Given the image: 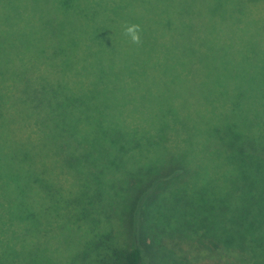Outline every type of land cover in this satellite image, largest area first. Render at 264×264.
I'll list each match as a JSON object with an SVG mask.
<instances>
[{"label": "trees", "instance_id": "1", "mask_svg": "<svg viewBox=\"0 0 264 264\" xmlns=\"http://www.w3.org/2000/svg\"><path fill=\"white\" fill-rule=\"evenodd\" d=\"M16 2L22 0H9L11 5ZM163 7L164 12L147 16L145 56L132 58L130 13L0 12V66L2 52L9 57L7 73L3 76L0 70V100H4L0 107V218L16 214L32 224L38 215L54 221L60 235L75 231V247L66 249L63 264H195L180 247L176 250L166 244L159 222L142 241L153 249L151 256L136 241L126 249L119 247L115 209L100 187H109L119 199L126 193L122 200L130 197L123 210H131V183L126 186L123 178L114 177L113 168L119 164L107 163L99 154L131 151V146H125L131 142V72L142 70L131 65V59L145 62L151 77L167 78L164 84L158 83L168 94L160 108L167 112L165 127L175 128L173 108L178 101L203 110L199 134L210 127L214 80L227 78L229 51L242 23L234 15L263 12L264 0H164ZM116 111L121 112L113 118ZM49 156L71 174L84 173L85 188L72 202L55 197L50 190L38 192L39 184L46 186L44 161ZM183 168L151 175L145 191L137 189L132 234L137 236L138 217L150 206L156 220L166 218L187 229L190 233L185 237L195 239L198 247L214 257L210 223L167 206V197L160 201ZM141 177L137 186L144 184ZM34 193L39 197L36 207ZM32 228L27 226V238ZM32 247L18 264L45 263ZM22 248V244L11 246L13 251ZM215 257V264L223 263L222 255ZM231 259L229 264H236L235 253Z\"/></svg>", "mask_w": 264, "mask_h": 264}, {"label": "rangeland", "instance_id": "2", "mask_svg": "<svg viewBox=\"0 0 264 264\" xmlns=\"http://www.w3.org/2000/svg\"><path fill=\"white\" fill-rule=\"evenodd\" d=\"M163 5L164 0H22L15 5L9 0H0V12L130 13L132 58L145 56L149 43L147 16L164 12ZM234 16L242 22L235 30L238 39L229 51L227 78L214 80L212 112L208 114L212 124L201 134L199 116L203 110L192 103L180 105L178 101V107L173 108L177 116L175 128L164 126L167 112L160 108L168 94L158 88V83L164 84L167 78L151 77L145 62L131 59V65H140L142 69L131 72V112L128 116L131 142L125 144L131 146V151L99 154L105 162L119 164L120 167L113 168L114 177L123 178L126 186L131 183V210H123L122 205L130 197L124 202L121 197L126 193L119 199L112 195L109 187L104 184L100 187L104 199L111 203L112 210L115 209L112 211L113 225L121 249L136 241L135 244L140 243L151 256L153 249L142 241L154 233L156 222H159L158 227L166 232L162 234L166 236V244L175 246L176 250V246L180 247L195 264H215L217 253L223 257L222 264L232 263L234 253L236 264H264V11ZM139 25L140 40L137 41ZM8 58L2 52L0 70L3 76L9 69ZM3 104L4 100H0V107ZM120 112L116 111L112 117L116 118ZM44 163L46 186L39 184L38 192L44 194L45 190H50L66 203L75 200L87 183L84 173L67 172L62 163L54 162L53 156L46 157ZM181 165L184 167L181 176L172 180L175 185L160 201L167 197L164 202L167 206L174 205L191 219L201 218L210 223L214 238L209 242L217 248L214 257L198 247L195 239L185 237L190 233L187 229L166 218L156 220L150 206L138 217L137 236L132 234L137 216V213L134 215L137 189L145 191L151 175H165ZM139 177L144 184L138 188L135 182ZM34 201L36 207L38 193H34ZM5 203L8 208V202ZM26 221L16 214L0 218V264H18L20 259L30 255L31 246L37 251V258L45 261L43 264H63L66 249L75 247L72 237L76 232L60 235L54 221L43 220L38 215L32 224ZM32 225L33 233L27 238V226L30 230ZM18 244H22V250L13 251L11 246ZM150 264L154 263L150 261Z\"/></svg>", "mask_w": 264, "mask_h": 264}]
</instances>
